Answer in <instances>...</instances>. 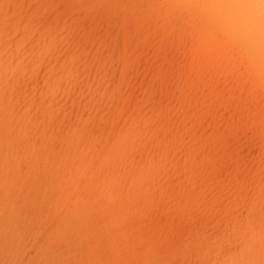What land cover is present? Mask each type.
I'll return each instance as SVG.
<instances>
[{"label": "rangeland", "instance_id": "374dc122", "mask_svg": "<svg viewBox=\"0 0 264 264\" xmlns=\"http://www.w3.org/2000/svg\"><path fill=\"white\" fill-rule=\"evenodd\" d=\"M262 1L0 0V264H264Z\"/></svg>", "mask_w": 264, "mask_h": 264}, {"label": "bare ground", "instance_id": "6f19581e", "mask_svg": "<svg viewBox=\"0 0 264 264\" xmlns=\"http://www.w3.org/2000/svg\"><path fill=\"white\" fill-rule=\"evenodd\" d=\"M262 1V0H261ZM264 1V0H263ZM262 1V2H263ZM237 2V1H236ZM257 3V2H256ZM226 4V3H225ZM239 4V3H238ZM254 5V4H253ZM228 6V5H227ZM226 6V7H227ZM239 6V5H238ZM264 6V4H263ZM232 7V6H231ZM257 7V6H256ZM233 8V7H232ZM257 9V8H256ZM232 10V9H231ZM255 10V9H254ZM233 11V10H232ZM252 12V11H251ZM250 12V13H251ZM254 12V11H253ZM252 12V13H253ZM261 14V13H260ZM251 17V16H250ZM253 22V21H252ZM254 23V22H253ZM248 25V24H246ZM238 27V26H237ZM240 28V27H239ZM261 31H248L237 33L234 39L235 54L239 61L246 67H253V78L260 86L264 87V26H260ZM221 50H207L206 53L220 52ZM4 127V125H3ZM9 138V137H8ZM10 139V138H9ZM6 142V141H5ZM98 163V161H97ZM2 172V171H1ZM3 173V172H2ZM175 193V192H174ZM89 202V201H88ZM118 223V222H117ZM86 225V224H85ZM56 227V226H55ZM91 235V234H90ZM156 236V235H155ZM122 239V238H121ZM96 241V240H95ZM102 242V241H101ZM122 243V242H121ZM96 248V247H95ZM150 252V251H149ZM112 254V253H111ZM111 257V256H110ZM181 260V259H180Z\"/></svg>", "mask_w": 264, "mask_h": 264}]
</instances>
